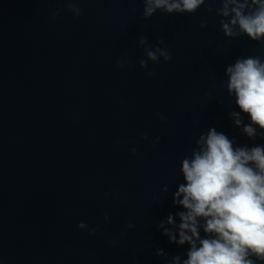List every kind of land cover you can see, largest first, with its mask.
<instances>
[{
	"label": "water",
	"instance_id": "water-1",
	"mask_svg": "<svg viewBox=\"0 0 264 264\" xmlns=\"http://www.w3.org/2000/svg\"><path fill=\"white\" fill-rule=\"evenodd\" d=\"M219 6L143 19L142 0H78L77 18L70 0H0V264H183L190 245L159 227L179 239L183 157L211 126L264 143L233 125L225 75L264 43L227 38Z\"/></svg>",
	"mask_w": 264,
	"mask_h": 264
},
{
	"label": "clouds",
	"instance_id": "clouds-1",
	"mask_svg": "<svg viewBox=\"0 0 264 264\" xmlns=\"http://www.w3.org/2000/svg\"><path fill=\"white\" fill-rule=\"evenodd\" d=\"M76 3L78 0H70L78 18L82 9L75 7ZM142 3L143 19H150L157 10L163 14H194L206 3L219 4L215 11L222 17L219 24L227 38L246 36L264 43V0H142ZM213 10L207 8L208 12ZM206 26L202 21L201 27ZM145 43L147 38H141L140 44ZM157 43L165 41L160 39ZM146 54L153 62L159 56L166 62L172 60L167 46L147 50ZM117 64L124 68L128 61L121 57ZM140 66L146 68L147 61L141 60ZM148 75L154 73L150 71ZM225 75L227 92L239 108L229 113L233 125L249 140L264 139V59L239 56L226 67ZM242 114L247 115L248 123H244ZM132 151L135 153L137 149ZM180 173L184 182L173 194V204L185 209L176 213L180 220L179 239L164 228L163 222L159 227L164 229L170 243L190 245L183 264H264V143L239 145L234 138L211 126L195 140L191 154L181 160ZM162 190L167 192L168 186ZM167 223L174 224L173 215L169 214ZM77 227L83 228L84 224ZM157 254L162 255L163 250ZM173 260L178 264L180 257Z\"/></svg>",
	"mask_w": 264,
	"mask_h": 264
}]
</instances>
